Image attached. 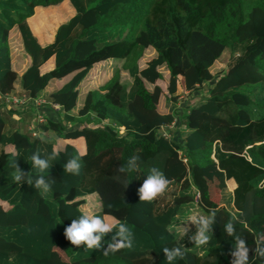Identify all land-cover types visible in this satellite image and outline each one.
Instances as JSON below:
<instances>
[{"label":"trees","instance_id":"16d2710c","mask_svg":"<svg viewBox=\"0 0 264 264\" xmlns=\"http://www.w3.org/2000/svg\"><path fill=\"white\" fill-rule=\"evenodd\" d=\"M229 45L243 53L209 85ZM148 48L155 54L142 63ZM103 62L109 69L77 101ZM181 75L192 90L209 86L183 115L173 101ZM15 90L47 93L59 104L52 111L73 108L86 120L64 129L57 114L39 123L45 131L56 123L53 139L31 136L2 105ZM0 100V264H168L165 247L184 252L172 264H231L236 237L250 249L249 264H264V0H0ZM174 118L165 136L160 128ZM78 135L81 150L59 141ZM54 149L48 170L32 166L34 152L47 158ZM79 153L80 174L65 172ZM132 156L139 160L128 170ZM13 161L25 172L21 183ZM152 167L170 185L141 201L137 189ZM40 175L51 183L47 193L27 183ZM84 210L126 224L133 246L104 255L72 245L64 229ZM192 215L213 218L205 245L189 239Z\"/></svg>","mask_w":264,"mask_h":264},{"label":"clouds","instance_id":"9594fccd","mask_svg":"<svg viewBox=\"0 0 264 264\" xmlns=\"http://www.w3.org/2000/svg\"><path fill=\"white\" fill-rule=\"evenodd\" d=\"M58 154L54 149L51 156L42 158L39 151H36L31 156L32 166L43 173L50 168L49 161L55 159ZM13 155L17 154L14 153ZM83 155L84 153H79L78 156L68 159L64 165V171L72 175H79L82 168L81 158ZM137 160H139L138 156H132L129 159L128 170L136 168ZM13 167L16 169V173L13 176L14 181L17 183L23 182L25 180V172L20 168L17 161H13ZM118 171L124 172L125 168L120 167ZM27 183L36 189H41L45 193L51 190V183L43 175L38 176L34 182L32 179H28ZM169 185L170 180L165 174L160 169L152 167L142 185L137 189L139 200L150 202L162 196L168 190ZM189 219L195 224L197 229L195 235L190 236L189 239L194 241L198 246L207 244L210 239L208 233L212 229L213 218L203 215H192ZM225 228L229 235L234 234L235 228L233 223H227ZM113 230H115V234L107 244V247L104 248L102 243L103 238L107 234L112 233ZM64 236L74 246L80 247L83 245L86 249L90 250L103 249L104 255H108L110 252L114 254L124 248H131L134 240V234L126 224L120 223L112 217L95 215L91 210H84L79 218L73 219L65 227ZM257 251L259 255L264 256V248H258ZM163 252L168 264H172L174 260L184 256V252L180 247L172 249L165 247ZM249 252L250 249L246 241L240 237H236L235 247L230 253L233 257L231 264H249Z\"/></svg>","mask_w":264,"mask_h":264},{"label":"rangeland","instance_id":"374dc122","mask_svg":"<svg viewBox=\"0 0 264 264\" xmlns=\"http://www.w3.org/2000/svg\"><path fill=\"white\" fill-rule=\"evenodd\" d=\"M12 42L15 43V39H13ZM243 50H244V47L242 45H229L223 50L220 57L215 61V63L210 68L211 71L214 73H217L216 71L218 69H221V73H219V74L217 73V75L210 82L209 85H211L213 82H215L227 70L228 66L232 62H234L236 57H239L240 55H242ZM154 54H155V52L152 48L146 49L145 53L143 55V58L141 59L142 63L145 62L144 59H148L151 56H153ZM120 63L121 62H119V64ZM107 65H108V63L103 62L101 65L98 66V69H99L98 71L105 68ZM122 71H124V70H122ZM164 72H166V71H164ZM129 81H130V78L128 79V82ZM147 84H148V86H151V84H149V83H147ZM178 85H179L180 91L175 96V98H173V101L176 103L174 109H176L180 112L183 111L182 115L184 113H186L188 111V109H190L191 105L203 95V94H201V92L204 94H207L209 92V86L205 87L200 92H198L196 90H192L186 82V77L182 76V75L178 76ZM79 90H80V92L83 91L81 87L80 88L78 87L77 96L79 94ZM20 93H22V92L15 90L13 95H19ZM76 100H77V97H76ZM1 101L2 100H0V103H1ZM164 102H165V97H164V95L161 94V96L159 98V102H158V107H157L158 110H161V111L166 110V108L164 107L165 106ZM3 104L5 105L6 109L12 110L11 119L14 121V123L16 125L21 126L22 130L29 132V134L31 136L38 135L40 137V139H42L43 141H46V142L49 141L50 139L54 138V136L56 134V132H55L56 131L55 130L56 129V125H55L56 123L50 122L49 124L51 126V129H47L46 131L42 130L38 124L39 122L37 120V112L35 109V105L29 104L30 106L28 107L24 104L12 102L10 98H5L4 103H2V105ZM2 105H1V107H2ZM44 105H46V103L42 105L43 106L42 109L47 110L45 112L46 118L57 119L56 115L58 114V117L62 121V127H64V129L76 126L78 124V120H80V119H81V124L83 123L82 118H77V117H74V115L70 114V112L75 113V112H73V110H68L65 113H63V111L56 113L55 111H52L54 109L51 106H49V107L45 106L44 107ZM74 111H76V109H74ZM77 116H78V114H77ZM90 124H92V123H90ZM30 126H36V128H37V134L36 135H33L31 133V131L29 130ZM180 127H184V124L180 125ZM178 154H179V157L185 161V159L183 158L184 154L182 153V150H178ZM224 183H225L226 187H228L229 184L226 180L224 181ZM90 203H91L90 204V206H91L93 202H90ZM193 210L195 211L196 207ZM54 257L60 258L62 256L58 251H56L54 253ZM191 261H192V258L189 257V262H191Z\"/></svg>","mask_w":264,"mask_h":264},{"label":"built area","instance_id":"2783aa9c","mask_svg":"<svg viewBox=\"0 0 264 264\" xmlns=\"http://www.w3.org/2000/svg\"><path fill=\"white\" fill-rule=\"evenodd\" d=\"M14 92L12 93H5L2 95V98L3 100L5 98H10L12 102L14 103H20V104H24L26 106H30L29 104L31 105H35V109H36V112H37V120L39 123H43V122H46L47 121V118H46V110H43L42 109V105L46 103L45 106H51L53 109H57L59 108V104L57 103H52L49 98L47 97V95H39V94H36V95H28L26 93H20L19 95H13ZM47 108V107H46ZM38 123V124H39ZM175 123H176V118H174L169 124L166 125V127H163V125L161 126L160 130L163 131V134L165 136H171L174 128H175ZM101 124H106V121L102 120L101 121ZM29 130L31 131V133L33 135H36L37 134V128L36 126H30L29 127Z\"/></svg>","mask_w":264,"mask_h":264},{"label":"crops","instance_id":"0c3cea01","mask_svg":"<svg viewBox=\"0 0 264 264\" xmlns=\"http://www.w3.org/2000/svg\"><path fill=\"white\" fill-rule=\"evenodd\" d=\"M107 69H109L108 67L110 66H106ZM97 69V70H96ZM95 71H93L87 78L86 80H83L82 83L80 84L79 88L81 87L82 90L85 89V87H87L89 84H92L93 82H96V81H99V76H96L98 74H100L101 72H103V69H101L100 71H98V67H96ZM80 90H79V94L77 96V101H78V98H79V95H80ZM47 93H45L44 95H46ZM72 110V109H71ZM64 113V112H63ZM71 115H74V117H77V118H82L84 120H86V116L85 115H81V116H77V114L75 113H71ZM95 122V121H93ZM59 141H64V142H71L73 144H75L80 150L82 149L83 147V140H82V135H78L77 137H66L64 139H59ZM181 152V151H180ZM179 156V154H178Z\"/></svg>","mask_w":264,"mask_h":264}]
</instances>
